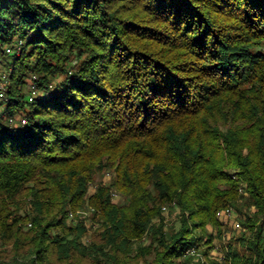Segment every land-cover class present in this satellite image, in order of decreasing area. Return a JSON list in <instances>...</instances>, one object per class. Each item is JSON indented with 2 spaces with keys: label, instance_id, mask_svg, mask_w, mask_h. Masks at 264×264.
Returning <instances> with one entry per match:
<instances>
[{
  "label": "trees",
  "instance_id": "16d2710c",
  "mask_svg": "<svg viewBox=\"0 0 264 264\" xmlns=\"http://www.w3.org/2000/svg\"><path fill=\"white\" fill-rule=\"evenodd\" d=\"M2 56L0 241L32 256L0 264H129L145 233L156 264H189L242 192L251 235L212 264H264V0H0ZM164 204L177 228L152 225ZM87 207L100 241L76 221Z\"/></svg>",
  "mask_w": 264,
  "mask_h": 264
},
{
  "label": "rangeland",
  "instance_id": "374dc122",
  "mask_svg": "<svg viewBox=\"0 0 264 264\" xmlns=\"http://www.w3.org/2000/svg\"><path fill=\"white\" fill-rule=\"evenodd\" d=\"M7 61H5L4 56L0 58V73L5 72L7 70V66L5 65ZM9 84V82H8ZM29 90V86H27L24 90V93H27ZM1 101V100H0ZM1 105V104H0ZM4 106V105H3ZM93 183L88 189V193L92 194L95 188L93 187L95 184L99 183H106L107 181H111L113 179V174L111 172H102L96 173L93 177ZM112 201L116 204H128L129 199L122 193L119 192L117 189L112 188ZM243 193V197L238 199V209L234 207H229L231 209L230 216H217L219 218V225L214 227L211 224H208L206 227V234H202L203 240L201 242H205L207 237L211 234L213 236V240L211 242L210 249L206 254V244L201 245L200 248H194L190 255L193 256L189 264H194L195 262H200L202 264H212L216 261H223L226 252L228 251V241L232 242V245L235 247H240L239 244L235 245L236 239L241 236L245 235L249 237L251 235L250 230L242 224V219H245V213L251 215L253 211H255V207L247 202V195L245 192ZM26 196H20L18 198V204L20 206V210L18 211L15 208V202H11V208L19 212L20 214H24L26 211V207L28 205ZM95 211V210H94ZM92 212L90 207L80 209L76 215V221L84 222L86 226V233L84 234V239L87 242L91 241H100L101 235L100 232L103 230L98 214L96 215ZM179 211L176 207L164 204L161 211V216L153 218L152 225H156L160 222L164 224V228H177L179 225ZM239 223V226L236 227V224ZM32 227V223L26 225L23 223V230L27 231ZM27 235H31L28 233ZM23 238V237H22ZM155 245V241L153 236L150 234L145 233L141 238L134 241L131 245V253L126 255L124 258L127 259L129 264H156L154 262L155 258V251L153 246ZM141 248H144L143 250ZM32 244L29 242L27 238H23L19 241L16 245L15 240H11L7 242V244H3L0 241V259L3 261H8L12 259L21 260L24 258H30L31 255ZM193 254V255H192ZM66 261H61L57 258V255L51 256L49 264H67ZM72 264H94L91 258L87 257H78L72 260ZM110 264V263H106Z\"/></svg>",
  "mask_w": 264,
  "mask_h": 264
},
{
  "label": "built area",
  "instance_id": "2783aa9c",
  "mask_svg": "<svg viewBox=\"0 0 264 264\" xmlns=\"http://www.w3.org/2000/svg\"><path fill=\"white\" fill-rule=\"evenodd\" d=\"M5 51L7 53H12L13 51L10 49V48H6ZM9 80H8V76H7V73L6 72H2L0 73V100L3 99L4 97V90L5 88L7 87V84H8ZM36 90H35V85L34 84H31L30 86V94L31 96L29 97V99L31 100L36 94ZM25 120L24 119H21V123L24 124ZM97 184H95L93 187L96 188ZM91 211L93 212L94 211V207L93 208H90ZM231 209L230 208H225V209H222L221 211L217 212V216H222V215H225V216H230L231 215ZM69 216L70 218H73L74 215L72 212L69 213ZM239 226V223L236 224V227Z\"/></svg>",
  "mask_w": 264,
  "mask_h": 264
}]
</instances>
